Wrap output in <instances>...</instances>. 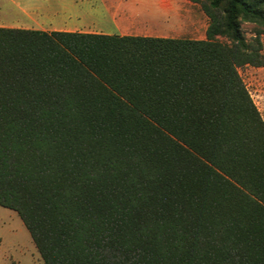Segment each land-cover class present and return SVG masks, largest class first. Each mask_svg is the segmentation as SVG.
Returning a JSON list of instances; mask_svg holds the SVG:
<instances>
[{"label": "trees", "instance_id": "16d2710c", "mask_svg": "<svg viewBox=\"0 0 264 264\" xmlns=\"http://www.w3.org/2000/svg\"><path fill=\"white\" fill-rule=\"evenodd\" d=\"M190 1L203 40L0 28V206L43 264H264L239 74L264 67V0Z\"/></svg>", "mask_w": 264, "mask_h": 264}, {"label": "crops", "instance_id": "0c3cea01", "mask_svg": "<svg viewBox=\"0 0 264 264\" xmlns=\"http://www.w3.org/2000/svg\"><path fill=\"white\" fill-rule=\"evenodd\" d=\"M156 13L146 0H0V28L165 37L135 33Z\"/></svg>", "mask_w": 264, "mask_h": 264}, {"label": "rangeland", "instance_id": "374dc122", "mask_svg": "<svg viewBox=\"0 0 264 264\" xmlns=\"http://www.w3.org/2000/svg\"><path fill=\"white\" fill-rule=\"evenodd\" d=\"M152 4L159 21L143 20L135 33L203 40L209 19L200 3L190 0H146ZM247 40L255 35V25L243 23ZM264 54V35L261 37ZM220 41L226 42L224 38ZM239 74L264 120V67L244 66ZM0 264H43V260L18 214L0 206Z\"/></svg>", "mask_w": 264, "mask_h": 264}]
</instances>
